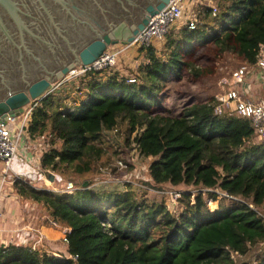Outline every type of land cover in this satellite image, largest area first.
<instances>
[{
  "label": "trees",
  "instance_id": "16d2710c",
  "mask_svg": "<svg viewBox=\"0 0 264 264\" xmlns=\"http://www.w3.org/2000/svg\"><path fill=\"white\" fill-rule=\"evenodd\" d=\"M212 1L216 15L197 5L196 27L169 31L159 52L140 47L145 60L134 74L89 71L33 108L25 132L50 146L42 167L56 183L81 178V189L59 193L16 179L17 195L45 209L42 225L66 228L67 242L60 251L0 245V264H264V142L254 141L250 118L218 113L215 96L176 89L185 71L192 80L218 72L192 60L200 48L236 68L254 64L264 47V0ZM119 123L138 155L150 157L145 189L83 186L107 154L102 135ZM174 188L177 214L157 192Z\"/></svg>",
  "mask_w": 264,
  "mask_h": 264
},
{
  "label": "flooded vegetation",
  "instance_id": "af4514ba",
  "mask_svg": "<svg viewBox=\"0 0 264 264\" xmlns=\"http://www.w3.org/2000/svg\"><path fill=\"white\" fill-rule=\"evenodd\" d=\"M155 5L156 0H132L123 8L108 0H0V100L75 62V53L103 34L95 22L103 21L102 7L110 21L119 22L112 16L117 15L138 26Z\"/></svg>",
  "mask_w": 264,
  "mask_h": 264
},
{
  "label": "built area",
  "instance_id": "2783aa9c",
  "mask_svg": "<svg viewBox=\"0 0 264 264\" xmlns=\"http://www.w3.org/2000/svg\"><path fill=\"white\" fill-rule=\"evenodd\" d=\"M197 5H206L211 8V14L216 15L217 7L212 0H189ZM195 6L187 8V0H169L165 6L156 12L154 15L148 17V22L139 31L134 40L127 44H121L112 50H106L97 57L92 63L88 65H81L74 67L70 70L64 78L58 83L52 86V89L48 90L45 97L59 88L62 84L70 81H74L76 78H80L89 71L101 70L104 68H113L117 65L120 56H123L131 47L140 45L150 46L154 42L163 40L167 33L173 29H178L182 26H187L189 29H194L197 24L196 13L194 11ZM192 9V10H191ZM255 65L264 68V47L261 46L257 55ZM249 65L244 64L236 69H229L228 76L225 79V85H228L224 95L218 99L221 105L216 107L218 113L225 114L227 117H248L250 118L252 125L255 129V139L259 142H264V108L252 102L242 98L238 91V81L245 75ZM129 82H134L135 78L129 77ZM45 97L35 100L27 104L21 115L8 116L6 123H0V163L1 176H0V188L8 180L11 175L13 176V182L16 179H20L12 172V163L16 157L20 144L23 139L25 128L30 120L31 112ZM21 116V118H20ZM138 154V153H137ZM116 169L125 168V165L121 160H115L112 165ZM23 180V179H20ZM56 180V179H54ZM25 181V180H23ZM106 185L103 181L94 184V186ZM92 186V185H91ZM144 187V185H142ZM46 189V188H45ZM75 183L71 180L66 182L56 183L55 187L49 189L59 193H70L76 190ZM170 197V203L167 208L172 214L177 212L171 211V207L177 206L179 199L181 198V191L169 189L164 191H157ZM178 211V210H177ZM1 215V210H0ZM264 217V216H263ZM66 232L62 238L63 242H67ZM40 243L37 240L33 243L32 248L36 247V244Z\"/></svg>",
  "mask_w": 264,
  "mask_h": 264
},
{
  "label": "rangeland",
  "instance_id": "374dc122",
  "mask_svg": "<svg viewBox=\"0 0 264 264\" xmlns=\"http://www.w3.org/2000/svg\"><path fill=\"white\" fill-rule=\"evenodd\" d=\"M187 8L190 9L192 8V6H187ZM163 43L164 42H162V44H158V43L155 44L156 49L158 47L157 49L158 52L161 50ZM115 47L118 46L115 44H111L108 46V50H112ZM134 47L136 46L131 47L129 51L134 49ZM126 53L124 56L125 59H122L123 56H120L117 65L113 67V69L120 71V73L123 76H129L130 74H134L135 72H137L139 64L145 60L144 55L143 57L139 55V56H134L132 58L131 55H128L129 53L127 54ZM192 60L198 66L201 67L213 65L214 67H216L218 72L214 75H208L200 79L192 80L189 78L187 72L185 71L183 72L182 75L181 84L180 86H177L176 89L181 94H184L185 96L187 95L190 98H196V99L211 98V96H213L214 93L216 92L217 89L216 87L217 85H219L221 79H226V77L228 76L229 69H231L232 66L228 62V60H224V59L215 60L213 56H211V54H209V52H207L206 50H203V48L198 49V51L192 57ZM78 79L79 78H76L74 81L77 82ZM68 86H69L68 83L62 84L61 86H59V88H57L54 91H58V92L66 91L65 89L67 90L69 89ZM74 95L75 93L72 94V97ZM117 127H118L117 129L107 131L102 135L101 145L107 150V154L101 160L95 163L92 176L84 181L87 182V185L90 186L92 185L91 187H97L94 186V184L103 181L104 183H106V185H103V187L106 190L116 189V190L125 191V189L127 188H125L124 184L126 183L132 185L134 188L136 187L139 190L145 189L141 187L142 185H144V183H146L145 181L148 180L147 167L150 162V159H143L137 154L134 145L132 144L131 138H129V136L126 134V126L124 123H119ZM115 160H121L125 165V168H121V169L114 168L112 165L115 162ZM64 179L67 180V178L65 177ZM81 180H82L81 178L80 179L76 178L75 180L72 179L71 181L75 183L77 189L78 188L81 189V187L77 185V183ZM146 190H148L150 192V195L153 196V192H154L153 190L150 189H146ZM177 190L181 191V189L179 188ZM160 195L163 196L164 203L166 205L171 204L170 197L162 193H160ZM10 203L12 204V207L11 209H9L8 207L7 211H5L6 210L5 205L3 204V223L5 225L18 221L20 226H23V225H27V221L34 222L37 219L39 220L40 224H42L44 219H46L47 217V213L41 205L38 204L36 205L33 204L32 202L20 198L18 200L17 199L12 200L10 201ZM208 206L211 210H213L218 207V202L217 201L210 202ZM180 208H181V204L180 202H178L177 206L171 207L170 209L171 211L173 212L175 211L178 213L180 211ZM21 217H23V220H21ZM4 239L6 240V238ZM39 240L40 243L36 244L37 248L52 247L51 242L48 241V243H45L42 242L41 239ZM30 241L33 242V240ZM61 242L63 244L62 240ZM59 243L55 242L53 243V245L57 246L56 244ZM257 250L258 248H255L251 255L253 256L257 252Z\"/></svg>",
  "mask_w": 264,
  "mask_h": 264
},
{
  "label": "crops",
  "instance_id": "0c3cea01",
  "mask_svg": "<svg viewBox=\"0 0 264 264\" xmlns=\"http://www.w3.org/2000/svg\"><path fill=\"white\" fill-rule=\"evenodd\" d=\"M193 5L195 7L197 6V4H194L189 0H187V6L193 7ZM163 40L154 42L153 46L155 47L156 43L162 44V42H164ZM115 45L119 46L120 44L117 43ZM139 48L140 46H136L134 47V49L130 51L128 50L127 51V53H129L128 55H131L132 58L134 56H139V55L143 57L144 55V59H145V53L141 52ZM124 56L125 54L123 55L122 59H125ZM236 68L232 67L231 69L234 70ZM74 82L75 81H70L67 83L71 84ZM227 87L228 85H225V79H221L219 85H217L216 87L217 89L213 96H215V98L219 100V98L224 95ZM237 91L242 98L251 100L252 102L259 104L264 108V68L259 67L255 64L249 65L245 75L238 81ZM68 105L72 106L73 103L68 102ZM219 105L223 107V104H221L220 101H219ZM254 141H256V139ZM49 148L50 146L47 145V143H45V141L42 138H37L32 140L27 136V132L24 131L23 139L20 144L18 153L12 163L13 175H16L20 179L25 180V182L27 183H31L33 186L37 188L51 189L55 187L56 182L54 181L50 182L49 180L46 179L44 175L45 171H50V170L44 169L41 165V156ZM146 159H150V157ZM1 167L2 164L0 163V172H1ZM50 172L54 174L55 177L54 179H56V181L60 179V177L57 176V174H55L53 171ZM12 178L13 176L11 175V177H9L8 180L2 185V189L0 188L1 189L0 245H8L10 243L19 244V243H27V242L33 244L34 241H37L39 239H41V241L46 239L47 242L48 241L51 242L53 250L60 251L64 246L63 245L64 243L62 244L61 240L65 235L66 228L57 227L55 225L44 226L40 224L38 219L34 222L27 221V225H23V226H20L18 221H15L8 225H5L3 223V204L5 205V209H6L5 211H7L8 207L9 209H11L12 207L10 201L15 199L18 200L20 198L13 188ZM21 220H23V217H21ZM4 238H6V240ZM30 240H33V242ZM55 242L59 244H56L57 246H54L53 243Z\"/></svg>",
  "mask_w": 264,
  "mask_h": 264
},
{
  "label": "water",
  "instance_id": "95a60500",
  "mask_svg": "<svg viewBox=\"0 0 264 264\" xmlns=\"http://www.w3.org/2000/svg\"><path fill=\"white\" fill-rule=\"evenodd\" d=\"M114 3L120 4L123 8L124 3H131L132 0H108ZM169 0H156L155 6L147 8V14L142 23L138 26L127 22V20H118L117 15H112L117 18L112 22L107 18L105 14V7H102L103 21L96 22V25L103 30V34H98L97 39L91 43L85 45L78 54L75 53V62H71L63 66L56 72H49V76L39 79L35 82L28 83L26 91H12L9 90L4 98L0 100V123L5 124L8 116H19L24 107L40 98L45 97L48 90L52 89V86L61 81L64 76L76 66L88 65L92 63L97 57H99L111 44H127L134 40L139 31L148 22V17L154 15L160 9H162ZM75 18V16L73 17ZM120 19V18H119ZM91 20V18H89ZM102 23L103 25L99 24ZM44 175L50 182L54 181V174L50 171H45ZM83 186H87V182H83Z\"/></svg>",
  "mask_w": 264,
  "mask_h": 264
}]
</instances>
